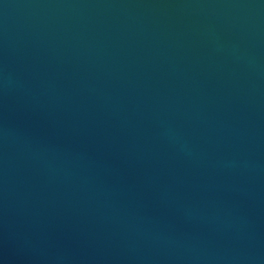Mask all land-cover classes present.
<instances>
[{"label": "water", "instance_id": "water-1", "mask_svg": "<svg viewBox=\"0 0 264 264\" xmlns=\"http://www.w3.org/2000/svg\"><path fill=\"white\" fill-rule=\"evenodd\" d=\"M0 264H264V0H0Z\"/></svg>", "mask_w": 264, "mask_h": 264}]
</instances>
